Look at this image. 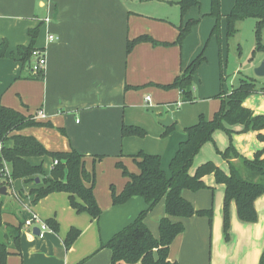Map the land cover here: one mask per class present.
<instances>
[{
  "label": "crops",
  "instance_id": "0c3cea01",
  "mask_svg": "<svg viewBox=\"0 0 264 264\" xmlns=\"http://www.w3.org/2000/svg\"><path fill=\"white\" fill-rule=\"evenodd\" d=\"M131 1L0 0V45L6 46L4 57L0 58V106L51 124V127L24 128L12 135L32 137L50 152L74 150L84 155L85 169L94 173L93 193L101 209L98 221L85 213H76L65 193L50 194L32 206L34 196L30 191L41 186L39 180L38 183L15 180L9 189L5 188V195L0 194L2 222L17 226V215L25 222L34 214L41 222L53 219L58 231L45 229L37 235L34 232L39 228L37 224L32 228L23 225L20 251L17 254L8 249L11 254L6 264H111L110 251L100 250V245L146 208L141 198L112 206L110 187L119 194L127 181L115 164L120 162L129 173L138 174L131 156L143 152L160 156L162 168L168 174L170 160L186 139L185 128L195 125L200 115L211 120L219 109L222 95L227 92L222 69L226 16L235 0H220V44L211 35L215 25V19L209 15L211 0H198L199 6L190 8L183 18L179 11L175 14V9L143 10L145 0ZM133 5L142 10H135ZM188 20L199 22L180 46L143 42L127 54V42L140 36L158 43H174L177 27ZM37 26L34 47L46 53L42 80L28 78L31 71L22 69L16 55L18 47L30 44L28 31ZM49 35L54 40L48 41ZM11 53L13 58L9 57ZM201 53L205 60L193 77L195 102L181 104L178 90L162 87L171 84ZM263 57L264 53H257L255 59L260 63ZM263 97L251 95L243 106L253 115H264ZM38 112L43 117L37 116ZM165 116L170 117L174 130L163 138L166 128L157 120ZM123 125L140 128L146 136L123 138ZM226 128L232 131L231 144L241 157L251 160L264 149L257 132L242 133L241 125ZM223 132H214L212 142L204 144L196 154L191 175L207 162L229 172L227 162L213 146L220 152L228 148L229 139ZM260 134L264 135V130ZM27 161L41 165L46 176L53 165L48 157ZM230 162L244 175L238 159ZM203 182L207 189L184 190L182 197L195 210L213 205V227L210 230L205 217L170 218L172 222H181L184 231L171 244L169 260L177 264H259L264 250V196L254 201L258 218L255 223L241 222L235 203H230L231 235L224 242L221 235L224 186L216 184L213 175L205 176ZM164 216L162 200L144 221L155 238L159 220ZM71 228L79 230L80 236L66 251L63 241ZM1 232L4 233L2 228L0 240Z\"/></svg>",
  "mask_w": 264,
  "mask_h": 264
},
{
  "label": "trees",
  "instance_id": "16d2710c",
  "mask_svg": "<svg viewBox=\"0 0 264 264\" xmlns=\"http://www.w3.org/2000/svg\"><path fill=\"white\" fill-rule=\"evenodd\" d=\"M210 16L215 19V25L211 35L219 37L220 32V0H211ZM180 17L193 7H198V0H178ZM253 18L255 24L256 53H264L262 32L264 29V0H235V3L226 16V39H230L236 33V25L245 19ZM199 20H188L180 23L177 27L178 36L174 43H158L148 36H140L127 42L126 52H131L139 43H150L153 46H180L182 41L190 34L191 29ZM40 26V25H39ZM39 26L28 31L31 42L27 47H18L16 55L22 65V69L31 71L32 52L37 38ZM6 46L0 45V58L4 57ZM12 55V56H11ZM9 57L13 58L11 53ZM203 53L198 55L190 65L174 79V81L162 87L164 90L175 89L180 93L181 104L195 102L193 94V77L196 70L204 62ZM43 72L29 74L28 78L42 80ZM256 91L252 80H241L239 85L232 89L230 94L221 98L220 108L214 113L211 120L199 116L195 125L185 128L186 139L178 145V148L168 165V174L162 168V161L158 155H149L139 152L131 156L134 160L138 174H131L123 164L117 162L116 168L127 179L123 190L117 194L110 187L112 206H121L133 198H141L146 208L139 212L137 217L127 226L114 234L99 249H107L111 253V264H177L169 260L170 246L174 240L183 233L184 226L181 222H172L170 218H191L192 216L205 217L208 223L212 221V211L195 210L192 205L182 197V191L197 192L206 188L203 178L213 175L215 183L224 186L223 198V237L228 241L229 206L235 203L236 214L241 222H257V214L254 201L264 196V149L256 152L251 160L238 155L230 144L224 152L218 154L228 164L229 172L225 173L212 162H207L196 168L193 175L190 169L193 160L202 146L212 142L215 131H224L231 138L232 131L226 126L241 125L242 133L249 131L257 132L259 141L264 142V115H253L243 106L246 98ZM28 127H51L50 123L37 122L34 116H25L13 109L0 106V176L4 165L9 167V177H2L0 189L11 187L15 180H39L37 189L30 191L34 196L31 205L34 206L39 200L54 193H65L68 196L70 207L76 213H85L90 219L98 221L101 215L94 197L95 178L93 172H88L84 167V155L70 150L67 152H50L46 150L36 139L20 135H12L13 132ZM174 130V124L165 129L162 137L165 138ZM146 132L133 126H122L121 137L144 138ZM48 157L53 165L46 176L41 165H31L28 158ZM102 156H97L101 159ZM238 159L244 175L230 162ZM56 162V163H54ZM10 180V183H9ZM164 200L165 216L158 223V237L155 238L145 224L148 214L156 205ZM17 215V214H16ZM18 225L12 226L3 223L1 219L0 205V228L4 230L0 240V264H6L7 257L11 254L8 249L20 251V229L24 225L22 218L16 216ZM47 229L57 233L58 225L53 219L44 222ZM80 236V231L71 228L66 234L63 245L68 251L72 244ZM259 264H264V250L260 256Z\"/></svg>",
  "mask_w": 264,
  "mask_h": 264
},
{
  "label": "rangeland",
  "instance_id": "374dc122",
  "mask_svg": "<svg viewBox=\"0 0 264 264\" xmlns=\"http://www.w3.org/2000/svg\"><path fill=\"white\" fill-rule=\"evenodd\" d=\"M126 1L128 3L132 2L131 0H130L131 2L128 0H125V2ZM177 1L178 0H145L143 1L144 5H141V6L143 7V10L145 7H148L154 10H159V9L160 10H170V9L174 10L175 9L177 10L175 14L179 11V16H180V10H179ZM145 3H148V4H145ZM137 7L138 6H134V5L132 6V8H134L135 10ZM137 10H142V8L139 7L137 8ZM255 24H256V20L253 18L245 19L243 21L238 22L236 25V33L234 34V36L224 41L222 69L224 73V78L226 79L225 81H223V83L225 84V90L227 91L224 93L223 95L224 97L229 95L231 90L236 88L239 85V82L241 80H248V79L253 81L255 85V89L257 91L253 95L261 94L264 96V76L259 77L254 73V69H255L254 66L259 65L258 60L255 59L257 53L255 54V56H253L255 47H256ZM214 37L216 38L217 43L220 44V34H219V37L217 36H214ZM262 40L264 43V29L262 32ZM219 63L221 65L220 61ZM231 138L229 139L228 137L229 145L231 144ZM213 146H214L215 152L218 154L217 151H220V150L217 148L216 145H213ZM218 156L220 155L218 154ZM207 188L208 187L206 186L205 189ZM209 209L212 211V221H211V224L208 223V227L211 230V228L213 227V222H214L213 205H210L208 209H202V210H209ZM228 214H229V227H228V241H229L230 235H231L230 234V207L228 210ZM257 221H258V218H257ZM221 235H222L223 241L226 242L223 237V204H222Z\"/></svg>",
  "mask_w": 264,
  "mask_h": 264
},
{
  "label": "built area",
  "instance_id": "2783aa9c",
  "mask_svg": "<svg viewBox=\"0 0 264 264\" xmlns=\"http://www.w3.org/2000/svg\"><path fill=\"white\" fill-rule=\"evenodd\" d=\"M45 21L47 22L48 19H45ZM48 41H52L54 40V37L52 35H49L47 37ZM32 59H33V63L31 65V72L32 74H38V73H44L45 67H46V53L44 49H35L32 52ZM145 100L148 102L149 101V97H146ZM37 116L43 117V113L42 112H38ZM1 148V146H0ZM56 163V162H54ZM2 173V177H9V168L7 167V165H4V169L1 171ZM2 177L0 176V180L2 179ZM10 183V180H9ZM12 185V183H11ZM34 224H37L40 231H44L45 229H47V227L45 226L44 222H41L39 220V218L32 214L31 217L29 219H27L24 222V225L26 227L32 228Z\"/></svg>",
  "mask_w": 264,
  "mask_h": 264
},
{
  "label": "water",
  "instance_id": "95a60500",
  "mask_svg": "<svg viewBox=\"0 0 264 264\" xmlns=\"http://www.w3.org/2000/svg\"><path fill=\"white\" fill-rule=\"evenodd\" d=\"M254 73L257 76H259V77L264 76V57L260 61L259 65L257 67H255ZM157 121H158V123L160 125H162L165 128H167L171 124V119H170L169 116H165L163 119H158ZM35 183H38V179L37 178L35 179ZM5 193H6L5 188L4 187L1 188L0 189V194L1 195H5ZM34 232L38 235L40 233V229L39 228H35Z\"/></svg>",
  "mask_w": 264,
  "mask_h": 264
}]
</instances>
